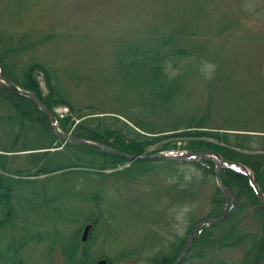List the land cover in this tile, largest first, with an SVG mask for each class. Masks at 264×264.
Instances as JSON below:
<instances>
[{
  "label": "rangeland",
  "instance_id": "374dc122",
  "mask_svg": "<svg viewBox=\"0 0 264 264\" xmlns=\"http://www.w3.org/2000/svg\"><path fill=\"white\" fill-rule=\"evenodd\" d=\"M0 30L10 36V44L21 39L22 51L9 57L18 71L35 61L52 67L57 75L53 79L57 96L66 97L75 108L94 109L103 122L99 126L116 127L130 136L132 132L125 125L139 130L136 120L163 128L176 116L199 117L206 108L207 92L203 90H196L189 106L175 100L164 104L162 91L125 80L126 62L122 64L117 57L121 49L127 55L131 46L157 35L156 30L174 31V43L193 54L167 61V76L176 75L183 63L196 60L197 55L205 58L200 59V73L212 75L213 53L220 65L216 80L223 73L224 85L207 107H212L210 113L217 118L230 111L232 117L245 121L240 129L246 130L233 131L252 135L248 148L241 150L258 153L264 161V84L257 82L264 77V0H0ZM193 66H198L197 61ZM36 74L43 93H47L43 74ZM183 88L181 96L189 100L190 85ZM236 90L244 91L240 101L233 98ZM7 95L0 85V161L4 164L0 174L10 185V203L4 209L0 205V219L6 209L13 212L10 222L0 229V249L10 242H21L23 264H94L102 257L110 258L111 264H155V254L170 256L188 235L191 224L208 216L216 177L202 178L188 159L170 163L152 156V160L133 163L135 159L118 154L127 160L116 167H91L93 159L95 164L100 162L98 154L69 147L58 137V141L51 140V135L36 128L15 137L19 124L11 116ZM53 111L60 123L67 116L75 119L67 131L73 134L79 119L70 107L57 104ZM89 119L93 125L94 119L100 121ZM168 132L172 131L162 133ZM170 139L176 141L173 150L177 153L190 152L183 147L186 142L182 137L162 142ZM24 145L48 147L19 150ZM155 147L157 144L149 145L147 151ZM39 151L53 153L50 167L76 161L85 165L36 173L38 169L27 153ZM159 151L164 150L123 152L147 156ZM259 206L264 209V199ZM250 213H244L241 226L245 232L262 231L259 218ZM89 223L83 241L81 236ZM76 235L86 256L78 251L69 261L67 253ZM247 246L245 242L210 249L199 259L183 261L184 256L179 264H249L252 255L244 260Z\"/></svg>",
  "mask_w": 264,
  "mask_h": 264
},
{
  "label": "trees",
  "instance_id": "16d2710c",
  "mask_svg": "<svg viewBox=\"0 0 264 264\" xmlns=\"http://www.w3.org/2000/svg\"><path fill=\"white\" fill-rule=\"evenodd\" d=\"M156 33L157 35L146 38L143 43L131 46L127 55H123L124 48H122L121 52L118 53L117 57L119 62L122 61V64L123 61L126 62L124 66L127 70L124 71L125 80L130 85L133 83L140 85L147 83L152 85L155 89L154 91H162L163 93H161L160 99L164 102V104H170L175 100L181 103V105L189 106L195 98L196 90H203V92H207L206 108L199 117L197 115L194 116L193 114L185 117L176 116L167 127L163 128L148 126L146 121L140 122L139 120H136L134 125L139 128V130L131 127L130 125H125L129 126V130L132 132L131 136L124 134L116 127H114L115 129H111L105 126H99L103 124V122L94 115V109L85 111L80 107L75 108V106L67 100L66 97L56 95L57 89L55 90L56 85L53 83V79H57V75L56 71L52 67H49L43 62L35 61L28 65V67L24 70L18 71V66L14 63V60H12L13 62L9 61V57H12L10 54L16 55L20 52V50L22 51L23 46L20 44L21 39L18 43L10 44V36L0 30L1 74L16 83L21 88L35 93L38 99L51 110H53V107L57 104H65L70 107L73 116L79 119L78 123L75 124L73 132V134L78 137L89 138L97 142L110 145L129 154H142L144 152L148 153L158 150H173L177 145L176 141L170 139L162 142V139L168 137H174V139L182 137V139H185L186 142L183 147L188 151H215L218 153L226 161L223 163L219 171L220 181L224 187L229 189L233 200L228 214L224 219L212 224H203L200 227L183 261L187 260L189 257L198 259L202 258L204 253L208 252L210 249H219L225 246L248 242L244 260L249 259V255H252L249 264H259L264 257V216L262 215V217H260L258 212L259 209L262 213H264V209H261L259 206L261 198L251 183L250 175L244 169L230 165L227 162L239 163L246 166L252 174V180L264 193V161L259 157L260 154L258 153H245L241 150L248 148V145L246 144L252 135L233 131L246 130L240 129L244 125L245 121H241L240 118L232 117L230 111H225L223 114L219 115V118H217L216 116H212L210 113L212 107L210 110L209 107H207V104L211 102L209 99L213 96L215 98L218 97L216 91L224 85V83L221 82L224 78L223 73L220 75L219 81L216 80L219 76L220 65L214 54L212 53V56L208 54L214 58L210 61L211 65L215 67V69H213L214 74L212 75L205 77L200 73V67L203 66L201 65L203 62L200 61L202 55H197L196 60H194L195 62L197 61V67L193 66L194 61L190 60L189 62L183 63L184 65L182 64L179 67L180 71L176 75L167 76V61H174L177 58L180 59V57H183L186 54L189 55L190 53H193L187 48L174 43V38L176 37L174 31L162 33L161 31L156 30ZM145 45L146 47H144ZM135 55L137 56L135 57ZM140 57H142L141 61H139ZM201 60L204 61L205 58H202ZM37 71H40L44 76L47 85V93H43L42 91L39 80L37 79ZM195 80H198V82H194ZM257 82L264 84V77L259 78ZM186 83L190 85L191 98L189 100H187L186 97L184 98L181 96V89ZM233 88L238 89L239 87H232V89ZM5 89L8 91L6 98H8V102L12 108L11 116L16 118L19 124V129L15 137L21 134V131L29 132L31 131L30 129L36 128L39 132H42L45 135H51V140H59L49 128L46 115L41 108L36 106L29 97L20 95L16 91L7 87H5ZM192 91H194L193 94ZM234 92H236V95L233 98L236 101H240V99L244 97L240 96L244 93V91L237 92L236 90ZM246 92V94L249 93L248 90H246ZM175 96L176 99L178 97L179 99L176 100ZM91 117H95L100 121L94 119L96 123L93 125L89 123V121L93 120L89 119ZM236 119L241 122L238 123ZM73 121H75L74 118L71 119V117L67 116L62 119L59 124L64 131H68V124L73 123ZM164 131L172 132L162 133ZM154 144H157V147H155L154 150L147 151L149 145ZM65 145L74 149L82 148L92 154H98L100 156L98 159L101 163L99 162L95 164L93 159L90 161L91 163H89L91 167L95 165L103 168L108 166L116 167L127 160L125 156L109 153L93 146H84L71 142H66ZM44 147L48 146L28 147L27 145H24L23 148L19 150H33L35 148L40 149ZM27 154L30 162L38 169L36 170V173L39 172L40 174L51 172L59 167L62 168L64 165H66L65 167L72 166V168L75 169H79L76 167L85 165L76 161L57 165L56 167H50L49 164L52 160L51 156H53V153H50L49 151H39L38 153L29 152ZM146 160L152 159L141 158L135 159L132 162H142ZM163 160L170 163L175 162L172 159ZM188 163L199 171L202 178L208 177L215 179L216 164L212 159L202 157L196 160L188 161ZM0 166H4L1 161ZM114 173L115 172H112V174ZM13 180H15V178ZM2 188L3 190H6V192H3ZM9 190L10 185L1 175L0 205L3 209L10 203ZM225 203L226 199L221 188L213 182V191L210 196L208 216L220 217L224 212ZM247 211H250L251 215H255V217L257 216V218H259L261 221L260 227H262V231L260 228H257L245 232L241 223L243 221V215ZM4 212V216L0 219V229L3 225L10 222L13 215L11 208L6 209ZM198 221L191 224L187 234H189L192 227ZM93 222L95 223L96 220H93ZM75 238L76 239L72 248H70L67 253L69 261L74 258V255H76L78 251H80L82 256H86V249H79L80 238H77V235ZM14 242L15 241L8 243L3 250L0 249V264H23V255L19 251V247H22L21 242ZM183 244L184 240L179 243L175 252L170 254V256L165 255L167 253L155 254V264H172L177 254L181 251ZM107 260L108 264H111V259L107 257ZM222 264H227V262L223 261Z\"/></svg>",
  "mask_w": 264,
  "mask_h": 264
},
{
  "label": "water",
  "instance_id": "95a60500",
  "mask_svg": "<svg viewBox=\"0 0 264 264\" xmlns=\"http://www.w3.org/2000/svg\"><path fill=\"white\" fill-rule=\"evenodd\" d=\"M0 84L7 86L15 91H17L19 94L24 95V96H28L32 102L37 105L38 107H40L44 113L46 114L47 117V122L48 125L51 129V131L58 136L59 138L63 139L64 141H69V142H73V143H78V144H83V145H90V146H94V147H98L101 148L102 150L109 152V153H114V154H122L125 155L126 157L130 158V159H136V158H141V157H147L150 158L152 156L154 157H163V158H170L173 160H182L183 158H191V159H195V158H199V157H206L209 159H212L215 164V175H216V182L217 185L221 188V190L223 191L224 195L226 196V206H225V210L224 213L221 217L219 218H214V217H206L201 219L191 230L189 236L186 239V242L180 252V254L178 255L177 259L174 261L173 264H178L180 262V260L184 257L185 253L187 252L194 236L196 235L197 231L199 230V228L204 224V223H214L216 221H219L221 219H224L225 216L228 213L231 201H232V195L229 193L228 189L226 187H224L221 184L220 181V175H219V171L220 168L222 167L223 163H224V159L215 151H204V152H189V153H178V154H173V155H169L165 152H157L153 155H138V156H133V155H129L123 151H120L114 147L108 146L106 144L97 142V141H92L89 139H85V138H81V137H77L73 134H69L67 132H64L62 130H60L58 127H56V125L53 123L52 121V117H51V111L50 109L44 104L42 103L37 97L36 95L31 92V91H27L25 89L20 88L18 85H16L14 82L10 81L8 78L3 77L2 75H0ZM243 169L246 170V168L244 166H242ZM255 185V189L257 191V193H259L263 198L264 195L263 193L260 191V189L258 188V186L256 184ZM91 224H87L84 228L83 234H82V240H86L88 232L90 230ZM264 263V259L261 261L260 264ZM95 264H107V261L105 258H99L97 259V261L95 262Z\"/></svg>",
  "mask_w": 264,
  "mask_h": 264
}]
</instances>
